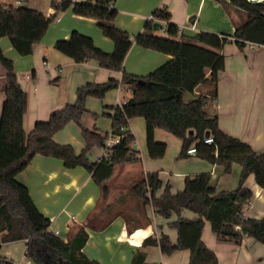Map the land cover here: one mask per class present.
<instances>
[{
  "label": "trees",
  "instance_id": "trees-1",
  "mask_svg": "<svg viewBox=\"0 0 264 264\" xmlns=\"http://www.w3.org/2000/svg\"><path fill=\"white\" fill-rule=\"evenodd\" d=\"M16 0L0 2V37L8 36L21 55L33 53L34 45L46 35L58 12L71 6L77 14L97 19L103 33L115 43L109 53L97 46L91 36L74 30L69 38L57 40L55 47L72 57L76 62L92 59L109 69L122 71V77L105 82H93L78 88L75 103L54 111L48 120L37 121L27 133L24 115L28 108V93L18 80L13 59L5 55L0 46V64L5 72L4 91L6 99L0 122V264H15L2 253V244L26 240L25 254L34 264H102L88 257L83 247L89 233L85 226L78 228L69 240L51 229L52 221L36 204L28 186L18 180V175L27 168L36 154L53 156L64 161L65 166H83L101 187L103 195L109 192L107 180L117 166L139 161L140 151L133 146L136 135L130 119L142 116L147 123L148 148L151 156L162 157L167 144L157 141L155 129L163 128L184 140L181 155L196 146L198 154L212 163L220 164L226 172L233 163L242 166L238 187L218 190L211 184L210 173L188 176L185 188L177 193L166 189L161 196L156 191L162 180L158 173H149L133 187V192L145 204H150L159 215L170 217L177 213L172 226L178 231L177 241L168 235L148 236L143 245H159L163 253L171 254L178 249H190L189 264H219L217 254L203 241L205 220L221 240L240 242L245 236L264 243V217H245V206L253 199L254 191L245 185L253 173L257 183L264 187V153L240 137L225 132L219 125L217 114L209 113L205 106L218 96L219 74L225 68L224 46L231 39L211 31H201L195 36L179 35L180 27L169 23V36L153 32L156 19H170L166 8H158L134 40L131 33L118 26L116 0H53V12L48 16L35 7L14 4ZM243 11L244 17L237 22L233 35L244 45L246 42L264 44V3L249 0H229ZM134 42L173 56L152 73L141 76L125 71L124 63ZM204 90L197 94V87ZM129 88L132 95L124 104L114 107L111 132H103L82 122L88 112L86 99L89 96L104 98L112 89ZM192 93L191 98L187 94ZM69 121H75L82 129L85 148L77 153L70 143H59L54 134ZM193 130V134H190ZM209 132L213 143L205 141ZM120 139L112 146L111 137ZM95 146H104L109 156L99 161L90 159ZM184 208L195 211L198 216L182 215ZM147 253L137 250L132 264H159L147 262Z\"/></svg>",
  "mask_w": 264,
  "mask_h": 264
},
{
  "label": "crops",
  "instance_id": "crops-1",
  "mask_svg": "<svg viewBox=\"0 0 264 264\" xmlns=\"http://www.w3.org/2000/svg\"><path fill=\"white\" fill-rule=\"evenodd\" d=\"M9 2V0H2ZM264 3V1H262ZM14 4H24L22 0ZM27 5L46 15L53 12L51 6L42 9L33 0ZM119 13L116 24L128 30L133 39L153 18L158 8L170 11V19H156L160 25L153 28L155 34L169 36L168 25L175 23L182 35L195 36L201 31H211L231 37L224 46L225 68L219 74L218 96L210 100L205 108L219 117L220 127L227 133L249 142L253 148L264 153V44L240 45L233 37L237 22L244 13L229 0H116ZM74 30L91 36L96 45L111 53L114 41L106 36L92 16L74 12L71 6L52 22L46 35L35 43L33 53L21 55L8 36L0 37V46L6 56L13 59L18 80L28 93V108L24 115V128L29 133L35 123L48 120L50 115L67 104L75 103L78 88L87 83L105 82L122 77V71L100 65L92 59L76 62L59 51L55 44L59 39L69 38ZM172 55L145 48L134 42L125 59V71L141 76L148 75L168 62ZM5 72L0 64V122L6 99L4 91ZM204 90L197 87L195 93ZM104 99L89 96L86 99L88 112L82 122L103 132H111L114 107L126 103L132 95L129 88L119 87ZM189 95V96H188ZM192 93L187 94L191 98ZM103 113L93 118V114ZM132 130L139 138V161L116 167L107 180L109 192L105 196L91 173L83 166L67 167L64 161L53 156L36 154L31 163L19 175L18 180L26 184L40 210L51 221V229L69 240L79 227L85 226L89 237L83 247L84 253L102 264H132L137 250L147 253V262L159 264H189L190 249H178L171 254L163 253L159 245H143L148 236L168 235L178 239V231L171 224L178 219L159 215L150 204H145L133 192V187L149 173H158L162 180L156 196L166 189L177 193L185 188L186 178L198 173H210L211 184L218 190L238 187L242 166L235 162L232 170L212 163L199 154L181 155L184 140L163 128L155 129V138L167 144L162 157H153L148 148L147 123L144 117L130 119ZM59 143H70L77 153L86 146L82 129L75 121H69L54 134ZM106 148L95 146L90 159L99 161L105 157ZM245 185L254 191L253 199L245 206V217H264V187L260 186L253 173ZM188 218L198 214L188 208L182 210ZM206 245L214 250L219 264H264V243L251 236L243 240H221L213 231L211 222L205 220L202 234ZM26 240L9 241L2 244L1 253L15 264L32 259L25 254Z\"/></svg>",
  "mask_w": 264,
  "mask_h": 264
},
{
  "label": "built area",
  "instance_id": "built-area-1",
  "mask_svg": "<svg viewBox=\"0 0 264 264\" xmlns=\"http://www.w3.org/2000/svg\"><path fill=\"white\" fill-rule=\"evenodd\" d=\"M16 1H19V0H16ZM249 1H252V2H262V1H264V0H249ZM250 43H251L252 45H254V44H255V45H261V44H259V43H253V42H250ZM119 139H120L119 136L111 137V138L108 140V142H107L108 146H112V145H114L116 142L119 141ZM205 141L208 142V143H213V142H214V137L208 135V136L205 137ZM187 152L190 153V154H198V150H197V148H196L195 145L189 147V148L187 149ZM109 154H110V153H109L108 150L106 149V154H105V156H109ZM55 233L59 234V231L57 230ZM18 264H29V261L19 262Z\"/></svg>",
  "mask_w": 264,
  "mask_h": 264
},
{
  "label": "rangeland",
  "instance_id": "rangeland-1",
  "mask_svg": "<svg viewBox=\"0 0 264 264\" xmlns=\"http://www.w3.org/2000/svg\"><path fill=\"white\" fill-rule=\"evenodd\" d=\"M52 1L53 0H33V3L35 4V3H37V5H39L42 9H44L45 11H46V9H48V7L49 6H51V3H52ZM0 2H2V0H0ZM63 11H65V10H61V11H59L58 12V16H61L62 14H63ZM56 21V19L53 21V22H55ZM113 90V89H112ZM112 90H110L109 92H107V94H106V96H110V92L112 91ZM189 94V93H188ZM105 96V97H106ZM189 96V95H188ZM104 97V98H105ZM97 98H99V97H97ZM104 98H100V99H104ZM99 114L100 115H103V113H95V114H93L92 116H93V118H95V117H97V116H99ZM135 133V132H134ZM136 135V141H135V143L133 144V146L135 147V148H137V149H139V138H138V136H137V134H135Z\"/></svg>",
  "mask_w": 264,
  "mask_h": 264
},
{
  "label": "water",
  "instance_id": "water-1",
  "mask_svg": "<svg viewBox=\"0 0 264 264\" xmlns=\"http://www.w3.org/2000/svg\"><path fill=\"white\" fill-rule=\"evenodd\" d=\"M160 25L159 21H155L154 22V29H157ZM190 134H193V130H190ZM209 135V132H207V136Z\"/></svg>",
  "mask_w": 264,
  "mask_h": 264
}]
</instances>
